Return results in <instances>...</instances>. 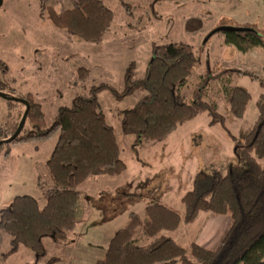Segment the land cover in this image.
<instances>
[{"label": "rangeland", "instance_id": "obj_1", "mask_svg": "<svg viewBox=\"0 0 264 264\" xmlns=\"http://www.w3.org/2000/svg\"><path fill=\"white\" fill-rule=\"evenodd\" d=\"M103 1L113 11L114 22L101 43H89L55 27L48 12L42 13L39 0H3L0 82L5 83L4 93L13 97L32 94L51 126L61 107L71 106L77 97H88L93 87L106 85L123 92L131 62L136 64L135 79H144L155 45L185 43L193 47L200 62L182 95L191 103L194 91L210 76L205 100L217 105L236 140L243 143L258 118L264 91L247 76H218L225 69H240L264 78V48L228 45L219 29L250 26L264 35V0H123L127 9L122 0ZM47 6L61 13L72 9L73 0H48ZM80 68L87 70L84 80L79 77ZM231 87L252 96L242 118L233 116L226 104V90ZM144 95L136 92L118 100L108 88L99 93L101 111L116 132L126 170L119 176H92L80 185L76 229L62 243L49 239L47 255L39 264L53 258L58 259L56 264H96L131 213L143 215L147 206L159 203L184 214L183 198L194 189L198 177L204 179L214 171L227 174L238 164L236 143L221 124L210 125L207 113L187 121L164 141H138L134 135H125L122 114ZM14 106L10 109L0 97V126L6 130L25 113L23 104L14 102ZM30 127L27 123L26 128ZM56 143L57 137L10 146L9 154L0 156V212L23 195L35 197L40 207L46 205L43 194L52 186L46 162ZM86 211L89 222L84 224ZM230 223L228 215L201 212L194 223H183L177 231L163 234L188 251L193 243L215 248ZM12 239L0 228V264H34V252L25 247L5 256Z\"/></svg>", "mask_w": 264, "mask_h": 264}, {"label": "trees", "instance_id": "obj_2", "mask_svg": "<svg viewBox=\"0 0 264 264\" xmlns=\"http://www.w3.org/2000/svg\"><path fill=\"white\" fill-rule=\"evenodd\" d=\"M47 2L39 0L40 8L42 13L48 12L55 27L89 43H101L114 22V13L103 0H73L72 9L61 13L48 7ZM122 5L129 7L123 0ZM223 33L228 45L239 49L242 45L245 49L264 48V35L256 31ZM199 62L189 44L155 45L144 79H135L136 64L131 62L123 92L106 85L93 87L88 97H77L71 106L61 107L51 126L42 105L32 94L13 97L4 93L5 83L0 82V96L10 109H16L14 102L25 106L19 123L7 130L0 126V156L8 155L6 150L10 146L43 143L57 137L55 149L46 162L52 186L44 191L45 207H40L35 197L23 195L15 197L10 208L0 212V228L13 238L11 251L5 256L16 253L22 245L34 252V264H39L47 255L45 239L62 243L76 229L80 185L92 176H119L126 170L118 137L98 99L106 88L118 100L136 92L145 93L133 108L123 112L121 120L123 133L136 136L138 141H164L181 125L203 113L210 117V125L221 124L236 141L217 105L205 100L210 76L194 91L191 103L181 93ZM4 66L1 64L6 74ZM79 73L84 80L87 70L80 68ZM227 74L247 76L264 91V78L253 72L225 69L218 77ZM225 100L232 115L242 118L252 96L244 89L231 87L226 90ZM263 104L264 93L257 121L245 141L237 142L236 166L227 174L214 171L204 179L198 177L194 189L183 198L184 214L159 203L147 206L143 215L131 213L127 225L115 233L105 256L96 264H264ZM27 123L30 129L26 128ZM21 126L20 134L12 139ZM201 212L231 217V225L215 248L193 243L188 251L163 234L177 231L183 223H194ZM57 262L53 258L48 264Z\"/></svg>", "mask_w": 264, "mask_h": 264}, {"label": "crops", "instance_id": "obj_3", "mask_svg": "<svg viewBox=\"0 0 264 264\" xmlns=\"http://www.w3.org/2000/svg\"><path fill=\"white\" fill-rule=\"evenodd\" d=\"M226 1H229V0H224V2H226ZM243 2H248L249 0H242ZM221 3H223L222 1H220ZM239 4H243V3H239ZM204 29H200L199 31H203ZM207 33V32H206ZM225 38V35L223 34V39ZM259 49V48H258ZM149 67V66H148ZM1 97V96H0ZM27 145H31V144H27ZM23 146H25V145H23ZM35 150H38V148H36ZM30 158H32L33 159V157L31 156ZM45 207V206H44ZM86 210H87V208H86ZM184 211H185V208H184ZM145 212V211H144ZM89 213L86 211L85 212V215H84V217H82V221H83V223L84 224H87L88 222H89ZM219 217H221V216H219ZM224 234V233H223ZM223 234L221 235V237L223 236ZM221 237L219 238V241H220V239H221ZM49 239H45V241H44V243H45V245H46V243H47V241H48ZM198 244V243H197ZM219 244V243H218ZM200 245V244H199ZM24 248V246H21L20 248H19V250H18V252L19 251H21V249H23ZM26 248V247H25ZM209 248V247H208ZM28 249V248H27ZM31 251V250H30ZM17 252V253H18ZM26 252V251H25ZM107 252V251H106ZM27 253V252H26ZM29 254V253H28ZM106 254V253H105ZM105 256V255H104ZM36 258V257H35Z\"/></svg>", "mask_w": 264, "mask_h": 264}, {"label": "water", "instance_id": "obj_4", "mask_svg": "<svg viewBox=\"0 0 264 264\" xmlns=\"http://www.w3.org/2000/svg\"><path fill=\"white\" fill-rule=\"evenodd\" d=\"M2 3H3V0H0V8L2 6ZM219 31H222V32H246L249 30L246 28H238V27H235V28L224 27V28H220ZM26 118H27V114L24 116V120H26ZM21 128H22V126L20 127V129L18 130V132L15 134V136L12 139L16 138L20 134ZM8 141H11V140H8Z\"/></svg>", "mask_w": 264, "mask_h": 264}, {"label": "bare ground", "instance_id": "obj_5", "mask_svg": "<svg viewBox=\"0 0 264 264\" xmlns=\"http://www.w3.org/2000/svg\"><path fill=\"white\" fill-rule=\"evenodd\" d=\"M248 30H249V31H254V30H252L251 28H249ZM227 75H229V74H227ZM225 76H226V75H225ZM123 91H124V90H123ZM260 100H261V96H260ZM258 116H259V115H258ZM256 121H257V120H256ZM210 122H211V121H210ZM108 124H109V123H108ZM109 125H110V124H109ZM229 130H230V129H229ZM249 132H250V131H249ZM231 133H232V132H231ZM232 134H233V133H232ZM235 138H236V137H235ZM234 142L236 143V148H237V142H238V141L236 140V141H234ZM135 152H136L137 155H138V151L135 150ZM235 152H236V150H235ZM138 156H139V155H138ZM80 193H81V192H80ZM218 216H219V215H218ZM220 216H226V215H220ZM230 218H231V217H230ZM230 225H231V223H230ZM21 246H22V245H21ZM21 246H20V247H21ZM17 252H18V251H17ZM17 252H16V253H17ZM7 254H8V253H7ZM14 254H15V253H14ZM5 255H6V254H5ZM11 255H12V254H11ZM6 257H8V256H6Z\"/></svg>", "mask_w": 264, "mask_h": 264}]
</instances>
